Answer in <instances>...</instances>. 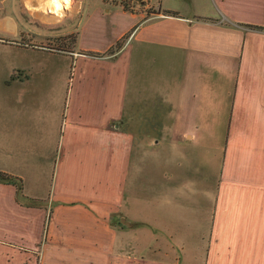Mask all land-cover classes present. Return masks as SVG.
<instances>
[{
    "label": "crops",
    "instance_id": "obj_1",
    "mask_svg": "<svg viewBox=\"0 0 264 264\" xmlns=\"http://www.w3.org/2000/svg\"><path fill=\"white\" fill-rule=\"evenodd\" d=\"M14 1L0 0L11 10L0 18V172L20 179L22 194L38 203H19L17 186L0 183V264H170L172 247L162 259L120 253L110 224L136 145L124 123L146 102L159 116L148 153L164 149L157 162L182 176L174 194L164 170L148 168L160 200L185 196L188 161L194 179L203 176L191 193L213 195L205 264H264V31L245 26L264 27V0H148L155 11L146 20L98 11V26L89 29L86 17L64 52L36 48L44 35L19 28ZM113 18L123 26L108 27ZM10 48L12 65L3 60ZM209 111H230L218 175L207 154L218 135ZM43 165L53 166L47 200L30 196L47 178ZM153 213L149 239L159 230L174 246Z\"/></svg>",
    "mask_w": 264,
    "mask_h": 264
},
{
    "label": "rangeland",
    "instance_id": "obj_2",
    "mask_svg": "<svg viewBox=\"0 0 264 264\" xmlns=\"http://www.w3.org/2000/svg\"><path fill=\"white\" fill-rule=\"evenodd\" d=\"M30 1L38 4L40 0ZM177 1H180L181 7L186 5L183 0H164V5L173 6ZM26 3L27 0H15L14 7H12L13 10L19 14V28L25 31L28 29H40L44 36L40 43L37 44L38 47L36 48L43 50L41 47L44 46L45 48L54 49L59 52H64L67 49L75 47L77 37L81 31V24L85 22L86 17L89 16L90 18L92 16L88 25H86L89 26V29H94L98 26V17L93 14L95 12L100 11L101 13H105L106 11L121 10L130 14H141L146 20L148 19V14L152 10L155 11L154 7L152 9L151 5L148 6V0H66L68 9L65 11L64 17L57 21L44 22L35 18L30 13L25 6ZM154 6L158 7L156 5ZM7 10L11 12V10L7 8V4L4 5L0 3V18L6 15ZM27 11L30 15L27 14ZM51 16L52 15H48V18ZM107 25L113 30H117L119 27L121 28L123 26V23L114 19V22L108 23ZM22 38L23 36H19L17 39L20 45L22 44ZM27 38L28 37L25 36V39ZM85 40L87 41L88 38L86 37ZM25 41V44L28 45V40ZM121 41L124 43L125 40L122 39ZM9 51L10 54H8V56L10 57L6 58L3 55V60L5 61L7 59V62H10V65H12L14 62L12 48H10ZM41 55L43 54L41 53ZM3 89L6 90V88L1 85V90ZM140 106H142V108H139ZM140 106L135 115L129 116L124 123V125H127V129L131 130V133L134 135L136 145L126 182L127 191L123 195V203L118 212L119 215H114L110 220V224L112 223L120 232L117 240V248L122 254L132 255L138 258L142 257L148 260V256L158 259L165 258L162 253V250H164L163 248L168 247L169 249V247H172L173 252H169L166 257L167 262H170V264H205V248L207 246V232L210 224L209 216L212 210L211 197L213 195L209 197V195L206 196L201 194L199 197L197 194L198 192L191 193L189 190L190 187L194 188V185L200 186L199 181L203 177L200 173L199 179H194V174L198 169L194 166L192 161H188L189 163L186 162V171H188V174L191 176H188L187 173L183 174L184 184L188 183V188H185V196L181 194L174 195L176 194L174 189L177 188L176 181L177 183L178 181H182V176L180 174L177 176L175 174L177 171L172 170L171 165H166L163 169L162 165L157 162V159L160 160L161 157L167 156L162 153L164 149L159 148L157 151L155 150L148 153V138H157V133L152 126L158 123L159 116L154 117L151 113L152 111H148V102L144 104L141 103ZM207 112L208 111H206V114ZM229 114L230 111H211L209 116L204 115L206 117L205 119H210V121L216 117L215 123L218 131V135H216V148L213 150L211 149L214 153L213 155L211 151H207V154L211 153L210 167L213 168L215 175L219 174L222 163L223 144L227 131ZM150 132H152V136L149 137ZM154 141H157V139ZM207 154L206 156H209ZM46 168V170L41 171V174L47 172V178L40 181L41 185L39 186V190L34 192L35 194L31 193L30 196L33 198L47 200L48 196L53 191L51 188V172H53V166L49 165V168ZM148 168L152 172H154V170L156 171L157 168L164 170L163 173L169 178L167 180V177L163 175V179L168 181L165 185L168 186L169 189L172 188L174 190L173 195L168 196V194H166L165 197L160 200L159 193L154 188L153 180L148 175ZM26 191H29V184L27 181ZM148 198H150V201H148ZM164 198H166V200ZM199 198L200 200L197 202L196 200ZM163 199L165 202L162 201ZM153 212H158L157 221L164 223L165 226L167 225L168 232H170L173 237L172 240L176 242L174 246L173 243L172 245H165V239L160 235L161 231L159 230L156 231L158 234L155 236L157 237H154L152 242V239H149L148 216H152L151 214H154ZM120 219L125 223H129V228L125 229V226H123L124 223H119ZM154 239H156V241ZM167 240L168 242L170 241L169 239ZM43 245L44 243H41L40 253ZM148 245L153 247V249L150 250ZM155 249L157 250L154 251Z\"/></svg>",
    "mask_w": 264,
    "mask_h": 264
},
{
    "label": "bare ground",
    "instance_id": "obj_3",
    "mask_svg": "<svg viewBox=\"0 0 264 264\" xmlns=\"http://www.w3.org/2000/svg\"><path fill=\"white\" fill-rule=\"evenodd\" d=\"M25 6L35 18L44 22L60 20L64 17L65 11L68 9V6H66V0H40L39 4L30 5L26 3ZM48 15L52 16L48 18Z\"/></svg>",
    "mask_w": 264,
    "mask_h": 264
},
{
    "label": "trees",
    "instance_id": "obj_4",
    "mask_svg": "<svg viewBox=\"0 0 264 264\" xmlns=\"http://www.w3.org/2000/svg\"><path fill=\"white\" fill-rule=\"evenodd\" d=\"M165 14L169 15V12H165ZM245 26L252 28V29L264 31V27H259V26H254V25H245ZM128 35H129V32H128V34H126V36H128ZM126 36L122 37L119 41H117L115 43V45L112 47V49H119L121 47V45L123 44L122 43L123 41H121V40L122 39L125 40ZM0 183L12 184V185L17 186V199H18L19 203L24 204V205H27V202H31L34 204L38 203V201H35V200L32 201L22 194V182L20 179H17V178L12 177L8 174L0 172Z\"/></svg>",
    "mask_w": 264,
    "mask_h": 264
},
{
    "label": "built area",
    "instance_id": "obj_5",
    "mask_svg": "<svg viewBox=\"0 0 264 264\" xmlns=\"http://www.w3.org/2000/svg\"><path fill=\"white\" fill-rule=\"evenodd\" d=\"M42 48V47H41ZM42 49H45V50H47V49H49V50H54V49H50V48H45V47H43Z\"/></svg>",
    "mask_w": 264,
    "mask_h": 264
},
{
    "label": "water",
    "instance_id": "obj_6",
    "mask_svg": "<svg viewBox=\"0 0 264 264\" xmlns=\"http://www.w3.org/2000/svg\"><path fill=\"white\" fill-rule=\"evenodd\" d=\"M121 223H124L126 226H128V225H129L127 222L125 223V222H123L122 220H121Z\"/></svg>",
    "mask_w": 264,
    "mask_h": 264
}]
</instances>
